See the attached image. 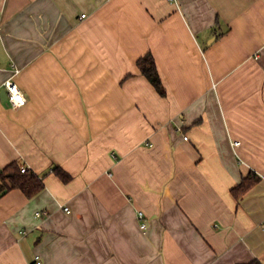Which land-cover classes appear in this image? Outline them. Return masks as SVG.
<instances>
[{
    "label": "crops",
    "instance_id": "obj_1",
    "mask_svg": "<svg viewBox=\"0 0 264 264\" xmlns=\"http://www.w3.org/2000/svg\"><path fill=\"white\" fill-rule=\"evenodd\" d=\"M0 15V92L19 68L27 96L0 95V170L44 182L0 196V264H264V0H0Z\"/></svg>",
    "mask_w": 264,
    "mask_h": 264
},
{
    "label": "trees",
    "instance_id": "obj_2",
    "mask_svg": "<svg viewBox=\"0 0 264 264\" xmlns=\"http://www.w3.org/2000/svg\"><path fill=\"white\" fill-rule=\"evenodd\" d=\"M138 66L141 72L156 87L159 93L163 96L167 94L159 70L156 64L155 57L152 53H148L138 60ZM22 164L15 161L10 165L0 170L2 184L0 186V196L12 188L21 189L28 197H33L44 188L43 177L36 174L33 170L27 169L22 171ZM53 171L57 173L63 180H69L71 176L66 173L61 167L56 166ZM261 176L254 171L244 176L242 181L236 185L232 191L237 198L243 197L249 189L255 185Z\"/></svg>",
    "mask_w": 264,
    "mask_h": 264
},
{
    "label": "built area",
    "instance_id": "obj_3",
    "mask_svg": "<svg viewBox=\"0 0 264 264\" xmlns=\"http://www.w3.org/2000/svg\"><path fill=\"white\" fill-rule=\"evenodd\" d=\"M85 15L86 14H83V16ZM0 24H1V15H0ZM19 71H20L19 68H16L15 75L19 73ZM15 75L8 78L4 82L3 88H5L7 91L8 94L7 100H9L14 107L18 108L27 103V96L25 95V92L23 91V89L20 87L17 80L15 79ZM185 138L188 139V136L185 135ZM237 143L238 142H236V144ZM27 169H28L27 166L22 167L23 172H25ZM64 209L68 213L71 212V208L69 206H65ZM38 215H41V212H38ZM140 215L143 216V212H140ZM142 226L145 227L146 224L143 223ZM34 264H44L41 255L39 254L36 255Z\"/></svg>",
    "mask_w": 264,
    "mask_h": 264
},
{
    "label": "water",
    "instance_id": "obj_4",
    "mask_svg": "<svg viewBox=\"0 0 264 264\" xmlns=\"http://www.w3.org/2000/svg\"><path fill=\"white\" fill-rule=\"evenodd\" d=\"M1 98L2 100H7L8 94L5 88L2 89V91L0 92Z\"/></svg>",
    "mask_w": 264,
    "mask_h": 264
}]
</instances>
